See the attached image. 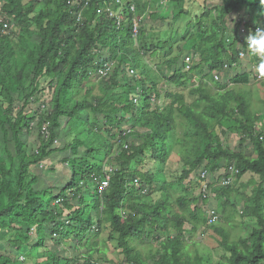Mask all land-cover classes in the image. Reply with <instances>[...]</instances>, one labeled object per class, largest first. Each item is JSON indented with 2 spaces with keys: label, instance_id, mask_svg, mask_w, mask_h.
Wrapping results in <instances>:
<instances>
[{
  "label": "trees",
  "instance_id": "obj_1",
  "mask_svg": "<svg viewBox=\"0 0 264 264\" xmlns=\"http://www.w3.org/2000/svg\"><path fill=\"white\" fill-rule=\"evenodd\" d=\"M122 2L0 0V264H95L110 243L125 258L118 264H264V105H253L251 87L264 88V76L233 74L248 51L241 30L264 26V4ZM132 5L142 18L137 39ZM107 6L123 14L121 28L99 12ZM148 16L164 23L158 37L147 31ZM107 63L113 70L99 79ZM232 130L237 150L224 142ZM58 153L69 180L40 189L35 170ZM232 166L233 183L213 188ZM204 171L223 221L208 227L220 237L208 254L193 239L207 228ZM216 249L224 251L218 261Z\"/></svg>",
  "mask_w": 264,
  "mask_h": 264
},
{
  "label": "rangeland",
  "instance_id": "obj_2",
  "mask_svg": "<svg viewBox=\"0 0 264 264\" xmlns=\"http://www.w3.org/2000/svg\"><path fill=\"white\" fill-rule=\"evenodd\" d=\"M209 6L213 8L215 6V4L213 5L211 3V4H209ZM161 10L162 9H160V11ZM197 12H198V6H194L193 9H192L193 17L196 15ZM164 14L168 15V10L167 9L164 10ZM157 15H159V12L157 13ZM160 15H162V14L160 13ZM240 15L241 14L235 13L229 18V31H228V34H229V36L231 38H235L236 37V30H237V26L236 25H237V22H235L234 20L235 19L236 20L239 19ZM1 19H2V16L0 15V20ZM144 24H145L149 34L154 33V36H156V37H158L159 34L165 29L164 28V23L162 22V19H160V17L155 19L152 16H148L147 19H145V23ZM252 60H253L252 57H249L246 60H242L241 59V64L235 68L233 74L242 73L244 71L253 72V70H255V69H254V67L251 64V62H253ZM253 84H255V85L251 86L253 88V92H254L253 105L256 108H260V109L262 108L263 109L262 106L264 105V88L261 87V85H259L258 83L257 84L253 83ZM251 87H249V88H251ZM261 111H263V113H264V110H261ZM61 142H63V141H60V143ZM224 142H225V145L228 146L229 148H231L232 150H237L239 145H240V138H239L237 132L232 130V131H228L227 134L224 136ZM63 156H64L63 153H58V154H56L55 156H53L50 159L49 163H46L43 166H41L40 168H37L35 170V173L37 175H39L40 178H41L40 183L38 185L40 189H44V188H47V187H50V186H61V185L63 186L64 184L67 183V181L69 180V176L66 174L65 170H62L61 165L59 164V162L63 158ZM50 169L56 170L55 174L49 176L47 172ZM222 173H224V169L222 170V172L220 174L215 175V177H216L215 179L217 180L218 178H220V180H221L222 177H220V176H221ZM249 177H250L249 175L244 177L242 181L244 183H248V181L250 179ZM168 181L170 183L172 182L171 185H172V190L174 192V196L180 195L183 192L181 190V187L178 185V183H175L176 181H174L171 176H168ZM189 181H191V180H189ZM191 185H192V189H190V190L192 192H196V195L199 196L201 192H200L199 188L196 186L195 182L191 181ZM154 198L155 199H159L160 198V194L155 195L153 197V199ZM208 202L209 203H207V204H204L202 202H200V203L203 204V206L206 209H208L209 207H215L216 206V200L214 199L213 195H211V197L209 198ZM90 210L93 211V208L90 207ZM237 220H240V217H237ZM219 223L223 224V221H221ZM236 234H237V232H236ZM194 235H195V238H193V239H195L196 241H199V242L200 241L201 242L204 241L203 242L204 246H199V248H200L199 251L202 254H208L207 250H209V246H213L214 241H216L215 237L216 238H220V237L216 236L217 234L213 231V228L208 229V227L207 228L203 227V228L199 229L198 233H195ZM102 236H103V238H107V233H104ZM191 241H193V240H191ZM99 244H101V242ZM48 245L50 246V248H55V246H54L53 242H51V240L48 241ZM145 248H143V249H145ZM101 249H104V250L99 253L100 257H105V259H103L101 262H104V263H107V264H118L119 262H123L125 260L124 256L118 250H116V248L114 247V245L112 243H110L107 246H104L102 244ZM106 250H107V252H106ZM223 254H224L223 250L216 249L215 252H214L215 261H218V260L222 259L223 258ZM95 257L98 258V255L96 254ZM107 260H109V261H107Z\"/></svg>",
  "mask_w": 264,
  "mask_h": 264
},
{
  "label": "built area",
  "instance_id": "obj_3",
  "mask_svg": "<svg viewBox=\"0 0 264 264\" xmlns=\"http://www.w3.org/2000/svg\"><path fill=\"white\" fill-rule=\"evenodd\" d=\"M115 2L117 4H119L123 8L122 0H115ZM210 2L211 3H215L216 0H210ZM131 11L134 14V17H133V33H134L135 38L137 39L138 36L140 35V28H141L142 18H139L137 16V9H136L135 5L131 6ZM99 12L100 13H104L105 15H107V17L116 20V22L118 24V27L121 28L123 26L124 21H125V18L123 16V14L121 12L120 13L116 12L111 6H107L106 8L101 9V10H99ZM240 34H241V38H242V41H241L240 44H241V46H243L245 44V37L249 34V32H248V30L246 28H243L241 30ZM249 57H251V55L248 53V51L243 50L240 53V59H242V60H246ZM184 59H185L184 60V64H185L186 70L187 71H191L193 69V61H194L193 58L190 55H186ZM259 63L260 62H251L252 66L254 67V69L256 71H257V65ZM112 70H113V65L112 64H110V63L105 64L102 68H100L98 70L99 79L108 77L109 74L112 72ZM225 70H230L229 65L225 66ZM130 74L131 75H135L136 71L134 69H132V70H130ZM260 78H261V76H260ZM216 80H220V76L219 75H216ZM136 102H137V100H136ZM43 132L46 135L49 134L47 126H44ZM55 142L58 143V141H55ZM113 171H114L113 167H111V166L107 167V169H106V173H107L106 174V178L104 180H102L100 182V184H99V192L100 193H103L107 188H109L110 182H111V173ZM238 174H239V170L236 169L235 166L230 167L226 171L224 170L223 177L221 178V180L218 183H216L214 185L213 188H215V186L217 187V186H229V185H231ZM200 178H201V182H202L201 192H202L204 198L208 199V197L210 198L211 195L213 194V190H211L210 187H209L210 175L208 174L207 171H204V172L201 173ZM206 213H207L206 214V216H207V223H206L207 227L215 226V225H217L220 222L221 215L219 214V212L217 211L216 208L209 207L207 209ZM22 259L24 260V258H22ZM95 264H106V263L96 262Z\"/></svg>",
  "mask_w": 264,
  "mask_h": 264
},
{
  "label": "clouds",
  "instance_id": "obj_4",
  "mask_svg": "<svg viewBox=\"0 0 264 264\" xmlns=\"http://www.w3.org/2000/svg\"><path fill=\"white\" fill-rule=\"evenodd\" d=\"M261 4H264V0H261ZM245 44L251 56L260 58L257 72L264 76V26L256 27L254 31H250L245 37Z\"/></svg>",
  "mask_w": 264,
  "mask_h": 264
}]
</instances>
